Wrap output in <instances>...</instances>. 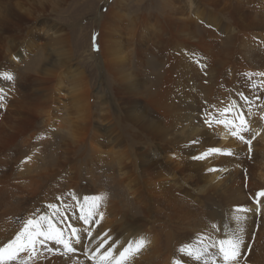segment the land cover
<instances>
[{
  "label": "bare ground",
  "instance_id": "6f19581e",
  "mask_svg": "<svg viewBox=\"0 0 264 264\" xmlns=\"http://www.w3.org/2000/svg\"><path fill=\"white\" fill-rule=\"evenodd\" d=\"M41 1L0 0V77L5 74L13 76L11 81L0 79V87L7 86L17 91V83H23L22 88L25 89V98L20 100L18 97L19 103L12 96L3 99L0 93V154L10 152L17 138L28 133L34 121L46 117L45 120L50 122L44 108L46 105L42 106L41 102L48 104L53 101L51 91L50 95L46 92L50 90L56 71L71 59L66 53L67 58L61 54L59 46V50L54 46L53 49L49 43L39 49L44 64L38 73L33 69L25 70L22 75L17 73L22 69L20 58L27 65L31 58L29 54L37 49L25 26L30 16L35 13L39 14L37 17H45L43 10L46 5L61 6L67 0ZM119 5L103 18L99 57L101 67L110 71L117 102L109 98L112 110L102 112L105 114H99L97 118L95 114H82L80 121L77 116V125L71 127L74 131H65V139L60 135L62 139L56 141L54 135L59 132L53 133L50 139L55 148L58 146L56 155H52L57 156L56 165H60L57 171L50 166L39 167L27 180L8 173L10 161L0 160V247L14 240L29 219L47 217L56 226L64 225L66 240H70L74 252L66 253L63 244L54 239L45 240L35 246L36 256L28 264H106L104 257L111 246L103 247L102 225L105 218L111 217L115 202L100 194L104 202L98 201L96 210L101 212L98 216L95 214L101 219H93L92 213L94 226L89 229V215L87 223L84 219L71 222L66 216L67 206L75 205L76 199L83 200L87 187L73 184L75 188H69L62 185V179V182L57 180L66 176L61 174L65 172V166L70 167L73 163L71 154L84 149V146L88 149V142L92 140L102 142L109 151H118V155L110 158L99 148L92 147L88 149L87 165L95 164L100 168L108 162L116 165L114 180L120 189L123 186L133 201L134 211L146 214L148 225L154 229L157 239L145 245L153 249H143L148 259L156 248L163 252L158 264H221L213 242L226 238L225 234L229 233L243 238L238 260L250 246V253L243 264H264V75H261L264 73V0H163L158 6L161 17L150 13L130 17L121 10L124 5ZM148 52L158 55L163 64L160 79L153 87H149L148 76L143 70ZM132 53L136 54L135 62L140 63L138 68L130 63ZM75 77L73 84L82 87L83 71ZM8 82L12 85L8 86ZM56 92L54 99L60 101L59 89ZM223 99L230 100L233 108L248 122V131L242 133L244 137L248 135L246 139L252 140L250 153L247 145L233 150L232 146L237 145L230 142L234 128L216 123L217 120L229 121L215 112L223 106ZM60 109L55 108L56 113L53 111L57 119L63 118ZM200 113H207V117L214 114V118L211 115L204 120L212 129L200 119ZM99 120L107 123L108 142L102 139L101 127L96 122ZM123 131L130 133L132 141L120 135ZM200 134H203L204 153L211 148L221 151L204 158L207 169L185 163L179 168L177 146ZM45 151L43 147L37 150V154ZM180 151L182 153V149ZM29 163L31 168L35 164L33 161ZM164 163L171 169V172L167 171L168 175L160 170L163 176L160 179L148 176L146 167L161 168ZM70 169L71 174L76 175L73 168ZM225 174L228 178H222L224 181L218 184L216 178ZM201 181L205 184L197 186ZM94 185L93 190L97 189ZM241 209L246 211H239ZM69 225L74 226L76 237L68 234ZM87 229L93 234L86 241L90 234L85 232ZM137 234L123 238L122 242H135L142 238ZM187 247L194 252L200 251L201 259L196 260L180 251ZM28 255L21 253L17 260L6 264H19V259H27ZM108 259L115 264L119 257L111 254ZM154 262L145 263L156 264Z\"/></svg>",
  "mask_w": 264,
  "mask_h": 264
},
{
  "label": "rangeland",
  "instance_id": "374dc122",
  "mask_svg": "<svg viewBox=\"0 0 264 264\" xmlns=\"http://www.w3.org/2000/svg\"><path fill=\"white\" fill-rule=\"evenodd\" d=\"M39 1H41V0H39ZM123 1L122 0H67L66 3L62 2L61 6H57L55 4L53 5V3H52V6L49 4H48L49 6L46 5L45 9L43 10L45 12L44 15H46L45 17H37L39 14H35V13H33L30 16L32 18V20L30 18V21L26 22V24H25L26 29L29 30L28 32L27 31L26 32L32 36V40L34 41V45L37 47V49H35V51L33 53L29 54V55H31V58L29 60L30 62L28 61L29 63H27L28 66L24 63V61H23L24 59L20 58L19 64H20V68H22V69H20L19 72L17 71V73H20L22 75L23 72H26V71L32 70V69L34 71H37V73H38L44 64L43 63L44 61H42L43 55H42V52L39 51V49L41 48V46L44 47V45H47L49 43H50L49 44L50 47H52L53 49H54V47H56L59 50V47H60V50L62 51L61 54H64V57H66V58H67V56L71 57V59H68L65 67H63V66L61 67V69L63 68L62 70L60 69L59 71H56V73H55L56 76L54 75V78H53L54 80H53L52 84L50 85V90L46 92V94L50 95L49 92L51 91V95H52L51 100H53V101L51 103L49 102L48 104L45 102H41L43 104L42 106L46 105V106H44V108L46 109V112L48 111L47 113H48L50 122H47L46 121L47 118L44 116H43L44 118H42V119L39 118L38 120L34 121L33 126L31 128L33 130L30 129L29 130L30 132L28 131V133H26L24 136H19L17 138V140L15 141L14 145L10 148V150H11L10 152L12 153V155L10 152L0 154V160L1 161H3V160H5L6 162L10 161L9 162L10 166H9V169L7 170L8 173L13 174L15 177H22V178L29 180L30 176L36 172V168L38 169L39 167L50 166L51 169H54L55 171H57V167H60V165L59 164L56 165L57 156H55V157L52 156V155H56L57 151H55V149L58 147L57 146L55 148L53 142L50 139V137L53 135V133L59 132V134L57 133V135H54V137H55L54 139L56 141H58V139L61 137L60 135L64 136V139H65V137L67 135V134L65 135V131H67V132L74 131V129H71V127L73 125L74 126L77 125L76 118L78 119V117H79L80 121H81L83 116L87 115L89 113H91V115L95 114L96 115L95 118H97L99 116V114L101 115V114H105L107 112L109 113V111L112 110L111 102H110L111 100L109 98H113V100L117 102V99L115 98L116 97L115 91L113 89L114 81L112 79L110 71L105 70V69H103V67H101L100 58H99L101 55L100 54V52H101V44H100L101 39L100 38H101V34H102V23L104 20L103 18H105L106 14H108V12L110 10H113L119 4H120L119 6L124 5V9L122 8L121 10L126 12L130 17H132V16L134 17V15L141 16V15L149 14V13L150 14H156V16L161 17V14H160L161 10L158 9V6H160V4L163 2V0H123ZM44 2H45V0L43 1V3ZM47 7H49V8H47ZM135 10H137V11H135ZM49 20H50V22H49ZM226 20H227V22H229L228 19H226ZM45 26H46V28H43ZM51 28H52V30H51ZM59 42L61 45L59 44ZM56 43H58V45ZM65 53L67 56H65ZM149 54H150V56H149ZM56 56L57 55L53 56L54 59L56 58ZM135 57H136V54L132 53L130 63L132 64V66L134 68H138L140 63L138 61H137L138 63L135 62L137 60V58H135ZM62 61H63V59H62ZM133 61H134V63H133ZM159 62H161L160 58L154 52L152 54L150 52H148V54H146V61H145L146 65H145V67H143L144 65L141 67H143V70L146 71L145 73L148 76L149 87H153V85L160 79V72H161V68L163 67V64H162V62L159 64ZM31 63H32V68H31ZM147 64H149L148 67H147ZM54 69L55 68H53L52 71ZM81 71H83V74L85 77L81 83L82 87H80V84H79L77 86L79 88H77L73 84V81L76 78L75 76L77 75V77H78V74ZM5 75L1 76L0 79H3L5 77ZM68 77H70V79ZM86 79H88V80H86ZM151 79H153V80H151ZM81 80H80V75H79L78 81L80 82ZM86 82H88V83H86ZM11 85H12V83L8 84V86H11ZM22 87H23V83H17L16 89L18 88L17 91H19V93H20L19 94L16 90L14 91L12 88H9L7 86H5V87L1 86L0 87V93L2 95V98L4 97L3 99H8V98H10V96H12L11 98L14 100L16 99V101L19 103V98H20V100L25 98V96H24L25 89H23ZM58 89L60 91L59 94H61L59 96V97H61V100H60L61 102L59 100L57 101L56 99H54V98H56L55 92ZM9 91L10 92L13 91V92L9 94ZM77 94L79 96H77ZM80 95H82V96H80ZM73 97H75V98H73ZM81 99H82V101H81ZM63 101H65V102H63ZM109 102H110V105L108 104ZM221 102L224 103L223 106H220L219 108H217L215 110V112L217 111L218 115H221L222 110L228 108L230 110L228 112L224 113L223 116L221 115L226 120L232 121V122L236 123V125H240L241 121L245 120V118L243 116H241L236 111V109L233 108L232 102H230V100L223 99ZM38 103H39V101H38ZM62 106H66V107H64V109H63ZM98 106H100V107H98ZM58 107L59 108L61 107L59 112L63 114L62 119H57V117L55 118V113H56L55 108H58ZM47 108L50 110H48ZM66 108H68V110L70 112ZM76 109H78V110L76 111ZM106 110H109V111L105 112ZM53 111H55V113ZM102 112H105V113H102ZM82 114H84V115L82 116ZM211 115H213V116H211ZM211 115H209V117L211 116L212 118H214V114H211ZM50 116H51V118H50ZM207 116H208L207 113H200L199 114L200 119L203 121L208 120L209 117H207ZM45 118H46V120H45ZM69 118H70V120H69ZM67 119L69 121H67ZM96 122L101 127L100 133L102 135V139L105 140V142H108L109 138H108V135H106V130H105L107 123L104 120H99ZM103 122H104V124H103ZM204 123H205V125L207 124L206 125L207 127L210 126V125H208V122L204 121ZM208 128L212 129V127H208ZM55 129H58V130H55ZM101 131H103V132H101ZM233 131H236V129L234 128ZM120 135L121 136L123 135L122 137L125 138L127 141H132L131 135H130V133H128V131H123ZM89 136L92 137L91 132H89ZM239 136L244 137L242 131L239 132L238 136H233V135L230 136V142H234L235 144L237 143V145L232 146L233 150L239 149L241 147H245L246 145H247V148L249 147V144H247L243 140H241L239 138ZM202 138H203V134H200L195 138H190V139L186 140L185 142L181 143L180 146H177L179 149V156L176 158H179V162H180L179 168L182 166V164L184 165V163H185L188 166H192V167L199 166L202 169H207V167L203 163L204 159H194V157H196L197 155L200 156L201 154L204 153L205 148H204V144L201 143ZM246 138H248V135H246L244 137V140H248ZM60 139H62V138H60ZM251 142H252V140H251ZM47 143H48V145H47ZM101 143L90 140L88 142V149L91 150L92 147L99 148L101 153H104L105 156H108L110 158L118 155L117 150L109 151V148L103 147V145ZM131 144H133V142H131ZM42 146L46 148L45 153L37 154L38 153L37 150L42 149L43 148ZM220 147H222V146L220 145ZM180 148L182 149V153L180 151L181 150ZM249 148L247 149V151L250 153L251 151H249ZM88 149H86L84 146V149L78 150L77 152H74L73 154H71L74 161H73V163H71L70 167L73 168V171H74V173H76V175L75 174L72 175L70 167L65 166V168H64L65 172H62L61 175H66V176L59 177V179H57L58 181H61L60 179H62V181L66 182V183H64L61 181L62 185L68 186L69 188H71V187L75 188L73 184H76V185L82 184L84 186L82 188L87 187L86 189H84L85 190L84 195L82 196L83 200L77 201V199H76L74 201L75 205L67 206V210H66L67 215L66 216H68L70 221L73 222V220L74 221H79V220L81 221V220H83L81 218L82 216L87 218V215H89L90 213L91 214L93 213L92 214L93 216L89 215L90 220H89V224L87 226V228H89V229L92 228L94 226V224L91 221V219H92V217H93V219L98 218L97 217L98 213L101 212V211L98 212V210H96V208H98L97 207L98 201H100L101 203L104 202L103 198H101V196H100V194H103L105 197H107V198H109L115 202L114 208L111 210V217L105 218V220H106L105 224L102 225V226H104L103 236H104L105 240H104V242H102L104 249H106V247H108L110 245L111 246V249H110L111 254L115 255L116 257H119L118 256L119 253L121 251H123V249L130 242V241L129 242H122L123 238H126L127 236H132V235L137 234V233H138L137 234L138 236H140L144 239L145 245L151 244L153 239L154 240L157 239L156 235L154 233V229L152 230L153 227L148 225L149 220H147L146 214L134 211L133 201L131 200V198L128 197L127 192L125 191L123 186L121 187L122 189H120V185H118L116 183V180H114L115 177L113 176V173H114V171L116 172V170H115L116 165H114V163H112V162H108L105 165H102L101 168L96 166L95 164H93L92 166H88L87 165L88 164L87 158L90 155V152L88 151ZM15 151H17V152H15ZM183 151H186V152H183ZM13 152L15 153L16 156L14 155ZM85 153L87 154V156ZM150 153L153 154V152H150ZM153 155L156 156V154H153ZM25 159H26V161H25ZM181 159H183V160H181ZM30 161H33V164L35 163L32 166V168L28 167L29 166L28 164H30L29 163ZM181 162H183V163H181ZM17 168H19V169H17ZM28 168H30V169H28ZM146 168L149 169L146 173L151 178L157 177L158 179H160L161 177H163L162 171H164L167 175H168L167 171L171 172V169L169 167H167V164H165V163L161 165V168H157V167H146ZM160 170H162V171H160ZM58 171L60 172L59 169H58ZM71 175L74 176V178ZM222 178L224 180H226L228 178V175L225 174L222 176H218L216 178V182H218V184H219V181L223 182L224 180ZM92 181L95 182L96 184L94 185ZM67 182H69V183H67ZM201 182L202 183L198 182L197 186H202L205 184L204 181H201ZM246 183H248V182H246ZM92 185H94L93 187H97V189L93 190ZM64 188L63 189L66 190V187H64ZM124 193H126V195ZM91 197L92 198L93 197H100L101 199L92 200ZM86 198H88L87 201H86ZM0 201H2V200L0 199ZM95 201H97V202H95ZM255 201L256 200H253V202H255ZM86 202L89 205H87ZM100 202H99V206H100ZM84 205H85V207H83ZM256 205H258V204L256 203ZM68 209H70V210H68ZM133 211H134V213H133ZM69 212H71L72 214H68ZM95 213L97 214V216ZM100 219L98 218V220H100ZM129 219H131V220L129 221ZM132 225H134L135 227L134 226L132 227ZM56 229L59 232H61V230H62V228L60 226H57ZM147 230H148V232H147ZM85 232L88 233L89 230L87 229V230H85ZM131 233H132V235H131ZM144 233H145V235H144ZM92 234H93V231L91 230V235ZM120 234H121V236H120ZM253 234L254 233H252V236H253ZM65 236L66 235H64L63 237H65ZM133 239L134 238H131L130 240L133 241ZM114 242L117 243L118 246H116V244ZM145 245H144L145 248L144 247L141 248L138 252L133 251L128 256V259L124 261V264H126V263L127 264H146L148 262H154V261H156L154 263L158 264L159 262H161V260L163 258V256H162L163 252L160 250L158 251V249L156 250V248H154V250H152V252H150L151 256L153 258L149 257V259H148V257L145 255L143 249H153V247L145 246ZM120 246H122V247H120ZM217 249H218V247H217ZM250 250H251L250 246H248V248L246 249L247 254L244 253L242 258L238 260L239 264L244 263V259L246 258V256L249 255ZM55 251L56 250H53V252H55ZM166 255L167 254H164V256H166ZM218 255L220 256L221 264H224V261L220 255V253H219V250H218ZM238 261L235 262V264H238Z\"/></svg>",
  "mask_w": 264,
  "mask_h": 264
},
{
  "label": "snow or ice",
  "instance_id": "6c2138e0",
  "mask_svg": "<svg viewBox=\"0 0 264 264\" xmlns=\"http://www.w3.org/2000/svg\"><path fill=\"white\" fill-rule=\"evenodd\" d=\"M261 75H264L262 73ZM6 80H13V76L11 74H6L4 77ZM230 109L226 108L222 110L221 115L228 112ZM264 118V117H262ZM208 122V121H206ZM210 123V122H209ZM216 123H223L226 128H235L236 131H232L231 134L233 136H238L240 131H248L246 120H242L240 125L234 124L232 121L225 120H217ZM241 140L245 143L251 145V140H244L243 136H239ZM220 149L211 148L207 152L201 154L198 157H194V159H204L206 156L210 155L213 152H220ZM251 151V147L249 148ZM230 154V153H229ZM210 171H215V169H210ZM264 195V193H262ZM88 198H86L87 201ZM92 200H99L100 197H93ZM239 211H246L241 209ZM91 215V213L89 214ZM85 220V223L88 222L87 218L81 217ZM46 225V226H45ZM215 228V225H213ZM73 236H76L75 230L72 233ZM226 238L219 239L213 242V247H218L219 253L224 261V264H235V262L240 257V249L243 244V238L239 234H229L226 233ZM43 237V239H39ZM56 240L57 243L63 244L66 253L74 252V248L72 247L70 240H66L63 237V233L59 232L54 225L47 220V217H39L38 219H29L24 229L16 235V238L10 242H8L4 247H0V264H6L7 261L17 260L20 257L21 253H28L27 259H19V264H28L30 259H34L36 256L35 246L39 244H43L45 240ZM77 242H79L77 238ZM145 245V241L143 238L135 242H129L127 246L119 253V259L115 261V264H124V261L128 259V256L133 252H138ZM181 252H186L189 256L193 257L196 260L201 259L200 251H193L190 247L181 248ZM111 251L109 250L104 257L106 264H113L111 259Z\"/></svg>",
  "mask_w": 264,
  "mask_h": 264
}]
</instances>
